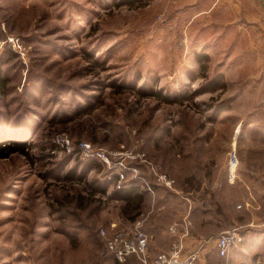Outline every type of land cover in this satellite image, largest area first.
I'll list each match as a JSON object with an SVG mask.
<instances>
[{
    "label": "rangeland",
    "instance_id": "rangeland-1",
    "mask_svg": "<svg viewBox=\"0 0 264 264\" xmlns=\"http://www.w3.org/2000/svg\"><path fill=\"white\" fill-rule=\"evenodd\" d=\"M209 1L0 0V145L25 147L0 157V264H145L119 262L101 230L154 221L148 199L127 222L136 206L114 196L115 167L62 150L60 133L144 152L189 186L197 210L225 225L211 220L200 239L242 230L233 206L264 223V40L227 28ZM148 231L152 260L166 239L159 224ZM251 243L219 256L212 239L200 264H264V249L241 252Z\"/></svg>",
    "mask_w": 264,
    "mask_h": 264
},
{
    "label": "built area",
    "instance_id": "built-area-1",
    "mask_svg": "<svg viewBox=\"0 0 264 264\" xmlns=\"http://www.w3.org/2000/svg\"><path fill=\"white\" fill-rule=\"evenodd\" d=\"M8 42L23 57L26 55L22 50L21 42L17 36H9ZM57 143L62 150L72 153L80 158H95L103 161L108 166L115 167L116 170V188H122L129 181H141L146 185L149 192L154 193L153 183L149 182L141 172V165L145 163L148 172L158 181L165 182L172 186L174 179L169 178L167 174L160 172L159 166L148 160L144 152H135L127 150L125 153L118 150H108L96 147L92 141L80 140L74 142L66 133L57 135ZM144 185V186H145ZM192 222L185 217L182 220L174 222L169 227V232L175 239L171 247L167 250H161L150 260V236L143 229V219L137 221L133 227L118 229L108 233L102 229L101 233L106 237V246L112 252L119 262H125L132 255H137L145 264H200L209 242L214 239L219 256H226L231 247L243 241V235L240 227L233 226L218 234L215 238L201 239L195 249L186 252L185 239L190 236Z\"/></svg>",
    "mask_w": 264,
    "mask_h": 264
},
{
    "label": "crops",
    "instance_id": "crops-1",
    "mask_svg": "<svg viewBox=\"0 0 264 264\" xmlns=\"http://www.w3.org/2000/svg\"><path fill=\"white\" fill-rule=\"evenodd\" d=\"M179 1L187 2L189 4H196L200 0ZM204 10L205 12H209V15H214L215 11L221 12V23L227 26V28L230 26H234L236 32L238 33L251 31L253 34L257 35L258 40H264V0H211L207 3V6L204 8ZM261 48H264V43L261 45ZM132 185H141V190L134 191L129 198V202L127 199L125 200L129 205H125L126 207L124 208V211L129 213L130 210H132V206H141V203H143L145 197L146 200L148 199L147 203L149 202V204L147 207H152L151 210L154 213L153 217L155 220L153 221L152 218H149V220L147 218L144 219V217L143 222H145V230H151L153 224H157V226L159 224V233H163V236L166 239H163L162 245L158 244L159 249L153 248L157 252L161 250H167L171 247L173 237L169 232V227L174 222L182 220L185 217L189 218L192 222V235L186 237L185 239L186 252H189L196 248L198 242H200L201 240L199 238L200 236H203V234L205 233H210L208 232L206 227L210 225L211 220L214 221V224L217 222L221 223V228L225 226L224 224L222 225V220L217 216L213 217L206 214L209 212H206L205 209L203 211L197 210L196 206H194L195 199L193 197H190L189 195L191 190L189 186L187 188L188 192L186 194H183L182 192L184 191L180 188L178 189L174 185L172 189L165 187L166 189L163 190V188H160L159 186L153 184L155 191L153 194H151V192H149V190L145 186H143L142 183L136 182V184ZM143 191L144 193H140L141 196L137 195L139 192ZM169 193H171L170 197L168 195ZM133 197L136 199L132 200ZM156 198L158 199L157 206H155L154 204ZM137 209L138 208L131 212L129 214L130 216H127V222L133 223L138 218L137 215H133ZM233 209L236 210L235 213H238V215H240V220L237 223H239L243 228V231H241L244 234L245 241L247 238H250L251 242H253L250 246L249 244H246L244 247L241 246V252L244 253V251H251L252 255H254L261 250L263 251L264 246L260 241L262 238L264 239V223H258L260 222L258 220V218H260L258 216L259 214L257 215L254 212H251V214H249L248 210H241L240 213L239 209L237 210L235 206H233ZM168 215L170 216V219L168 220L167 224H169L170 222L171 224L168 227H166L167 224H165V226H163L162 228V226H160V222L162 223L163 218H168Z\"/></svg>",
    "mask_w": 264,
    "mask_h": 264
},
{
    "label": "trees",
    "instance_id": "trees-1",
    "mask_svg": "<svg viewBox=\"0 0 264 264\" xmlns=\"http://www.w3.org/2000/svg\"><path fill=\"white\" fill-rule=\"evenodd\" d=\"M2 81H3V79H1V70H0V82H2ZM7 148H9L10 152H12V151H17V149H22V151H24L25 147H24V145H21V144L20 145L19 144H15V145L9 144V146H6V147H5V145H0V157L7 156L10 153L9 151H5ZM95 162H97V161H95ZM126 185L123 186L122 188H117L116 190H114V192H113L114 196H116L119 199H125V200L127 199L128 200L131 196V191L133 189H135V187H134V185H130V186L126 187ZM106 189L107 188H105V186H104V189L102 191L105 192ZM140 193H144V191L139 192L137 195L141 196ZM138 207L139 206H137L136 208H138Z\"/></svg>",
    "mask_w": 264,
    "mask_h": 264
}]
</instances>
